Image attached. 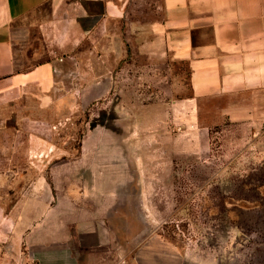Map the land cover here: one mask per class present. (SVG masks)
I'll return each mask as SVG.
<instances>
[{
    "label": "rangeland",
    "instance_id": "obj_1",
    "mask_svg": "<svg viewBox=\"0 0 264 264\" xmlns=\"http://www.w3.org/2000/svg\"><path fill=\"white\" fill-rule=\"evenodd\" d=\"M107 46L18 105L0 264H264V125L190 106L187 59Z\"/></svg>",
    "mask_w": 264,
    "mask_h": 264
},
{
    "label": "crops",
    "instance_id": "obj_2",
    "mask_svg": "<svg viewBox=\"0 0 264 264\" xmlns=\"http://www.w3.org/2000/svg\"><path fill=\"white\" fill-rule=\"evenodd\" d=\"M84 42L95 53L142 44L187 59L190 106L264 125V0H0V188L10 187L17 156L33 150H18V105L54 99Z\"/></svg>",
    "mask_w": 264,
    "mask_h": 264
}]
</instances>
